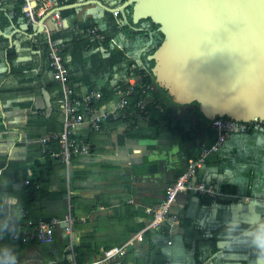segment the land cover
<instances>
[{
	"label": "crops",
	"instance_id": "0c3cea01",
	"mask_svg": "<svg viewBox=\"0 0 264 264\" xmlns=\"http://www.w3.org/2000/svg\"><path fill=\"white\" fill-rule=\"evenodd\" d=\"M58 7L64 8L60 3ZM96 7V4L78 6L77 18H95L100 13ZM63 20L66 28L67 22ZM25 23L20 28L9 27L0 32L8 39L9 47L17 48L16 61L30 58L27 40L21 37L26 35ZM93 26L102 28V25ZM74 31L78 39L81 31L77 27ZM141 46L133 47L129 56L135 58ZM2 53L0 41V88H9L0 96V188L6 180L7 191L17 194L24 207L17 226L19 238L6 237L0 244L12 245L18 259L26 264H69L70 245L76 259L78 251L83 252L81 261L99 258L106 248L125 246L124 255L112 258L107 264H250L254 257L249 250L239 247L232 253H220L217 239L234 212L246 213L252 201L264 203V132L257 129L232 134L217 150L208 153L196 169L194 180L204 181L215 189L224 185V192L216 189L220 193L216 198L179 193L170 207L172 213L180 216L179 222L152 228L148 226L151 211L161 201L166 188L185 171L189 161L215 143L217 131L211 122H203L191 104L176 105L173 106L176 118L182 121L186 131L203 123L216 132L212 145L205 147L201 139L184 141L178 135L166 133L157 139L145 137L151 133L145 122L147 95L145 115L133 113L123 117L126 119L121 123L109 120L101 126V122L96 131L86 117L77 132L88 143L90 153L85 158H73L66 167L47 156L38 142L51 132L61 131V108L58 118L61 129L45 132L42 124L29 125V118L38 110L42 116H49L52 110L49 96L40 89L37 90L43 92L41 95L21 94L24 77L10 74ZM39 67L40 59L34 74ZM114 104L97 110L110 109ZM132 126L135 127L131 131L133 138L129 135ZM48 157L52 165L48 164ZM74 170H77L75 178ZM38 178L46 179L47 192L30 209L27 188L38 187ZM66 215L74 218L70 232L58 225L51 243L32 239L35 219ZM146 231H150L148 237ZM25 236L30 237L28 241L22 240Z\"/></svg>",
	"mask_w": 264,
	"mask_h": 264
},
{
	"label": "water",
	"instance_id": "95a60500",
	"mask_svg": "<svg viewBox=\"0 0 264 264\" xmlns=\"http://www.w3.org/2000/svg\"><path fill=\"white\" fill-rule=\"evenodd\" d=\"M88 4L111 12L132 4L133 22L158 24L163 39L146 58L172 102L196 101L209 121L257 119L264 125V0H127L113 8L79 0L64 8ZM48 15L30 37L42 32Z\"/></svg>",
	"mask_w": 264,
	"mask_h": 264
},
{
	"label": "trees",
	"instance_id": "16d2710c",
	"mask_svg": "<svg viewBox=\"0 0 264 264\" xmlns=\"http://www.w3.org/2000/svg\"><path fill=\"white\" fill-rule=\"evenodd\" d=\"M77 0H58L61 6L71 4ZM102 4L108 7H115L127 0H98ZM23 0H0V32H4L7 28H20L25 23L26 35L21 36L27 40V47L30 50V58L26 61H16L17 48L13 45L10 47L7 43V38L0 35V41H2V57L5 56V63L8 65L10 74H20L24 78H21L23 84L20 89L21 94H43L41 90L47 92L52 110L49 116L44 117L41 115V111H36L35 115H32L28 123L42 124L46 131L61 129V122L58 120L60 115V106L57 103V99L61 96L60 84L53 79L52 67L49 64V49L46 43L45 32H40L37 35L30 37V34L35 33L36 25L27 22L22 12ZM78 8H62L60 10L61 17L66 20V28L61 31H53L51 38L53 40L60 39L61 43L65 44V49L62 51L63 63L66 66L69 76V83L74 90V95L80 101L79 109L84 110L83 100L92 91L100 92V97L94 101L93 106L98 109L101 106H110L123 96L126 90V80L130 74V67L134 63V58L129 56V52L133 50V46L125 44L123 38L126 37L133 41L137 33L142 34V39H147L146 31H136L125 24L121 14L114 16L111 11L96 7L100 10L97 14L99 21L92 17H87L83 20L77 18ZM124 14L127 16L128 23L134 27H146L153 34L154 44L153 47L142 54V60L146 63V55L152 53L160 44L163 39V34L157 30L158 24L152 23L149 18L140 20L135 23L132 20V4L127 5L124 9ZM13 13L12 15L10 13ZM93 25H102L99 32L102 35L100 40H93L90 38L87 30ZM76 27L81 31V36L77 39L75 33ZM129 40V42H130ZM114 41V43H113ZM118 41V42H117ZM131 43V42H130ZM40 52V57H38ZM40 59V67L37 74H34ZM151 65V62L149 63ZM149 65V66H150ZM150 69V68H149ZM9 75V73H8ZM8 86H2L0 88L1 94L8 91ZM37 89H40L38 92ZM19 90V89H15ZM18 92V91H17ZM149 102L147 104L148 115L145 119L146 126L150 128L151 133L144 135L150 139H157L163 134L178 135L180 140L188 141L190 139H201L205 143V147H209L215 141L216 132L203 123L197 124L191 131H186V128L182 125V121L176 118V112L173 106L177 104L172 102L170 97L164 90L159 88V91H149ZM139 98V94H134L129 98L128 111L133 110L135 101ZM28 104V102H27ZM82 104V105H81ZM196 109L197 116L203 122H209L203 117L198 109V103L192 102ZM159 106V107H156ZM128 118V116H126ZM123 117H119L115 122H124ZM225 118V117H224ZM60 119V118H59ZM111 121V120H110ZM103 121L101 126L104 122ZM59 123V126H58ZM51 124V125H50ZM264 127V126H261ZM135 127L129 129L131 138L135 135L131 131ZM44 132V133H45ZM252 132L250 130L248 133ZM54 144L50 143L46 147V154L50 156V152L55 150ZM195 157V156H194ZM48 164L52 165L48 157ZM77 170L73 171V177L75 178ZM38 187L29 185L27 188V194L29 197L30 209L35 206V200L42 196V193L47 192L45 186L46 179L41 180L38 178ZM220 192H224V185L216 188ZM234 189V187H232ZM30 212V210H29ZM31 213V212H30ZM32 216H28L31 219ZM46 217L43 220H49ZM35 219L34 221H38ZM150 231L145 232V236H149ZM34 236V232H32ZM32 236V239H33ZM215 240V239H213ZM21 242V240H19ZM22 243V242H21ZM215 249V248H212ZM78 250V249H77ZM83 252L78 251L79 262L82 260ZM77 258V255H76Z\"/></svg>",
	"mask_w": 264,
	"mask_h": 264
},
{
	"label": "built area",
	"instance_id": "2783aa9c",
	"mask_svg": "<svg viewBox=\"0 0 264 264\" xmlns=\"http://www.w3.org/2000/svg\"><path fill=\"white\" fill-rule=\"evenodd\" d=\"M52 0H23L22 12L27 22L34 25L40 23V19L47 13L49 15L42 21V32L46 34V43L49 48V63L52 67V76L55 81L60 84L61 96L57 99V103L62 112V129L59 132H51L45 137L39 139L42 146V151L46 152V147L52 143L56 149L50 154L55 159L59 160L66 167L69 166L71 160L75 157L85 158L90 153V147L86 140L79 136L78 130L82 126L87 117L93 130L100 129V123L108 120H117L119 117L130 116L133 113L147 114L146 104L148 102L149 91H159L150 69L145 65L141 55L148 52L153 47V34L146 27L141 29L128 23L124 20L130 28L136 31H146L147 39L144 41L141 48L137 51L134 58V63L130 67V74L126 80V90L123 96L115 102L110 109H100L98 111L93 106L94 101L99 99L100 92L92 91L83 100V109L80 110V101L74 95V90L69 83V76L66 67L63 63L62 51L64 45L60 39L53 40L51 33L53 31H60L64 28V20L60 14V7ZM34 3V5H32ZM114 16L124 14L123 9L115 8L112 10ZM13 14L12 12L10 13ZM123 18V17H122ZM48 21V23L46 22ZM99 27L93 26L88 29V34L93 40H100L102 35L99 32ZM139 94V98L135 101L134 108L128 111L129 98L134 94ZM82 105V104H81ZM211 126L217 131V138L215 143L204 149L200 155L189 161L185 171H183L175 181L169 185L161 201L152 209L149 227L162 228L177 224L180 220L178 214L172 213L170 210L171 204L175 201L179 193H192L208 198H216L220 193L211 185L204 181H195L194 176L196 169L201 167L205 156L217 150L218 146L232 134H244L250 130H257L264 126L260 121H235L224 117H215L210 121ZM29 183V181H26ZM74 218L70 215L63 217L53 216L49 220H38L32 223L34 232L33 239L38 243L48 244L54 240V231L56 226L63 225L67 232L71 231ZM30 224V222H29ZM30 237L25 236L22 240L28 241ZM72 260L69 264H107L114 257H121L125 253V246H113L102 251L99 258L90 261H77L73 248L70 245ZM73 252V253H72Z\"/></svg>",
	"mask_w": 264,
	"mask_h": 264
},
{
	"label": "clouds",
	"instance_id": "9594fccd",
	"mask_svg": "<svg viewBox=\"0 0 264 264\" xmlns=\"http://www.w3.org/2000/svg\"><path fill=\"white\" fill-rule=\"evenodd\" d=\"M2 176V172H0ZM8 182L0 188V241L6 237L19 238L18 222L23 216V203L14 192L7 191ZM242 207V206H241ZM243 247L250 251L254 259L250 264H264V203H248L244 214L234 212L224 225L217 239L220 253H232ZM0 264H26L20 261L9 244H0Z\"/></svg>",
	"mask_w": 264,
	"mask_h": 264
},
{
	"label": "rangeland",
	"instance_id": "374dc122",
	"mask_svg": "<svg viewBox=\"0 0 264 264\" xmlns=\"http://www.w3.org/2000/svg\"><path fill=\"white\" fill-rule=\"evenodd\" d=\"M77 8V7H76ZM122 17H123V19L124 20H127V16L126 15H122ZM96 18V20L97 21H99L100 20V18H98V16H96L95 17ZM144 20V19H143ZM47 23H48V21H46ZM144 28V26H142L141 27V29H143ZM140 31V30H139ZM143 31V30H142ZM129 40L130 39H127L126 37H124L123 38V42H128L127 44H130V45H132L133 47H135L136 49L137 48H139L141 45H142V41H143V39H142V34H140V33H137L136 34V36L134 37V39H133V41L132 40H130V42H129ZM118 42V41H117ZM113 43H114V41H113ZM115 44V43H114ZM131 54H133V52L131 53ZM145 54V53H144ZM144 54H143V56H144ZM142 56V55H141ZM150 63V61H146V63H145V65H146V67L149 69L152 65H153V63L151 62V65L149 64ZM150 65V66H149Z\"/></svg>",
	"mask_w": 264,
	"mask_h": 264
}]
</instances>
